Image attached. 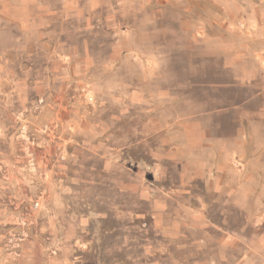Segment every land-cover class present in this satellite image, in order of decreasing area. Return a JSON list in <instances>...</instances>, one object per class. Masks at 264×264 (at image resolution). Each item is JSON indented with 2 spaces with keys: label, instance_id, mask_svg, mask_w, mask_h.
I'll return each instance as SVG.
<instances>
[{
  "label": "rangeland",
  "instance_id": "rangeland-1",
  "mask_svg": "<svg viewBox=\"0 0 264 264\" xmlns=\"http://www.w3.org/2000/svg\"><path fill=\"white\" fill-rule=\"evenodd\" d=\"M54 5L58 17L47 30L44 25L35 56L72 59L84 71L74 89L90 90L89 105L100 109L95 116L123 112L115 132L124 145L144 136L141 107L147 104L156 123L193 115L214 135L241 129L245 140L236 143L218 192L195 178L188 194L175 195L174 209L154 214L129 209L134 197L124 194L128 204L120 211L96 202L108 217L91 209L90 222L74 227L41 224L42 214L54 216L62 202L47 183L36 185L66 156L54 154L42 166L34 160L16 164L15 173L0 162V264H38L36 248L41 264H264V0H75L69 10L61 1ZM7 40L10 35L0 34V62L10 52ZM5 69L0 63V74ZM133 91L142 95L136 107ZM50 128L45 124L42 132ZM152 141L157 144V132ZM14 193L12 210L4 211L2 203ZM55 232L64 234L61 240ZM68 232L70 241L64 239Z\"/></svg>",
  "mask_w": 264,
  "mask_h": 264
},
{
  "label": "crops",
  "instance_id": "crops-1",
  "mask_svg": "<svg viewBox=\"0 0 264 264\" xmlns=\"http://www.w3.org/2000/svg\"><path fill=\"white\" fill-rule=\"evenodd\" d=\"M58 1L66 3L68 10L75 7V0H0V34L10 35L4 45L10 52L0 62L6 67L0 74V162L7 163L15 173L16 164L34 160L42 166L54 154L66 156L63 163L57 158L59 167L45 168V177L36 182L47 183L53 199L62 202L56 206L54 216L42 214L41 224H84L90 222L91 209L107 218V208H95L96 202H107L108 209L120 211L128 204L122 198L124 194L134 197L129 209L168 213L175 208V195L188 194L189 187L195 185L193 180L200 177L218 192L232 168L236 143L245 140L242 130L237 135H214L211 127L193 115L156 123L155 109L147 104L141 107L145 114L141 125L144 136L124 145L115 132L121 128L123 112L115 110L109 118L99 119L95 115L100 109L89 105L90 90L74 89V79L84 71L76 70L68 57L35 56L44 25L47 30V25L58 17L54 5ZM14 51L21 55L15 56ZM86 62L91 65L90 59ZM5 83L3 90L1 85ZM141 96L138 91L132 92L133 107ZM45 124L51 126L46 133L42 132ZM155 132L157 144L152 141ZM138 146L142 149L134 153ZM36 185L32 190L35 195L39 190ZM98 186L103 190L95 191ZM13 196L18 193L9 196V203H2L4 211L12 210L9 204ZM185 206L182 202V208ZM187 210L196 212L194 208ZM143 213L136 212V216ZM55 234L57 240L64 235ZM70 237L68 232L64 239L70 241ZM34 254L41 264L42 250L36 248Z\"/></svg>",
  "mask_w": 264,
  "mask_h": 264
},
{
  "label": "built area",
  "instance_id": "built-area-1",
  "mask_svg": "<svg viewBox=\"0 0 264 264\" xmlns=\"http://www.w3.org/2000/svg\"><path fill=\"white\" fill-rule=\"evenodd\" d=\"M39 206H40V201H36V202H35V207H36V208H39Z\"/></svg>",
  "mask_w": 264,
  "mask_h": 264
}]
</instances>
